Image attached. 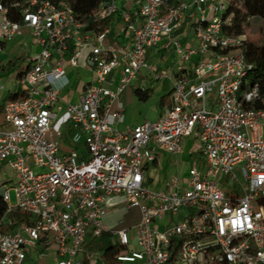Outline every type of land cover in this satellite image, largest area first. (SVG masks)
<instances>
[{
  "label": "built area",
  "instance_id": "built-area-1",
  "mask_svg": "<svg viewBox=\"0 0 264 264\" xmlns=\"http://www.w3.org/2000/svg\"><path fill=\"white\" fill-rule=\"evenodd\" d=\"M228 3L103 0L80 19L67 0H24L11 4L20 7V19L13 20L0 1V52L23 28L38 47L18 79L24 95L6 100L1 111L0 162L15 180L0 198L5 212L17 207L30 218L0 230V264H19L28 249L52 245L54 264H91L94 255L84 243L104 232L119 247L120 264H264V96L247 75L244 33L224 31L232 17ZM114 12L122 20L119 44L107 43L103 25ZM159 42L174 55L166 68L146 56ZM80 59L91 77L78 101H66L60 90ZM140 69L169 81V103L153 120L120 126L119 96ZM62 108L82 150L61 152L60 131L53 137ZM192 135L188 156L198 153L203 164L195 160L182 171L175 158L167 190L146 187L160 153L181 156L183 139ZM113 194L138 209L133 225L103 223ZM131 227L138 249L126 252Z\"/></svg>",
  "mask_w": 264,
  "mask_h": 264
},
{
  "label": "rangeland",
  "instance_id": "rangeland-1",
  "mask_svg": "<svg viewBox=\"0 0 264 264\" xmlns=\"http://www.w3.org/2000/svg\"><path fill=\"white\" fill-rule=\"evenodd\" d=\"M238 3V0H234ZM21 34L14 35L10 40L6 42V49L12 47L10 52V56L18 55L21 52V55L24 56L26 47L30 44V35H27L26 30H22ZM244 35L246 39L252 40H264V18L254 17L250 18L248 21ZM22 43V44H21ZM162 42H159L156 46H161ZM23 49V51L21 50ZM154 48H148L146 50V56L150 63H157L160 66L162 65L163 60H161L155 53ZM21 55L16 58V61L20 62L22 65L25 64L24 59H21ZM79 65L74 68V71H70L69 73V83L64 87V92L67 98L75 99V94L78 92L79 88L87 81L90 80L91 74L82 66V60H79ZM10 83V79L7 80V84ZM137 87H150L151 93L148 98L145 100L139 99L138 96L135 94L134 89ZM214 90L213 92L209 93L207 96V101L210 106H213L214 100ZM165 90L162 88V81L157 82L154 79V76L148 72L146 69H140L138 73V78L131 82L127 86L126 91L122 96H119V100L122 102L123 105V115H124V124L125 125H133L135 123H140L144 119L153 120L160 110V98L164 94ZM66 122V121H64ZM63 125V123H62ZM2 126V124H0ZM123 126V125H120ZM185 138L183 139V146L185 149V155L181 156H173L169 153L164 154L161 157V161L157 169L150 173V180L145 181V186L154 190L160 188L164 178L169 177L172 173L176 171L175 166L171 163L176 158L179 161V167L182 171H185L189 166L196 164L195 160H198L199 165L203 164V160L200 158L198 153L193 155L191 158L188 156L189 153L194 151L192 143H194L193 135L187 138V142L185 143ZM199 158V159H198ZM36 170L37 168L33 166ZM11 170L8 166L3 165L0 166V183L3 180L10 179ZM9 181L5 182L1 186H7ZM9 204H15V196H14V189H9ZM128 236L130 238V243L126 249V252H130L131 250L138 249L137 245V233L136 228L131 227L128 231ZM96 249V247H94ZM94 255L97 256L99 254L96 250L93 251ZM36 263L34 259L27 258L21 264H34ZM122 264H130V263H122Z\"/></svg>",
  "mask_w": 264,
  "mask_h": 264
},
{
  "label": "crops",
  "instance_id": "crops-1",
  "mask_svg": "<svg viewBox=\"0 0 264 264\" xmlns=\"http://www.w3.org/2000/svg\"><path fill=\"white\" fill-rule=\"evenodd\" d=\"M22 30H26L28 33L27 35H30V31L28 30V28H23ZM117 32L113 35V38L117 39L118 44H119L121 42V37H117V35H116ZM191 36L189 38V43L190 42L193 43V39L191 38ZM29 40H30V44L26 47V50H25L26 52H25L24 56H22L21 52H20V54H18L16 56L13 55L11 57L10 52L12 50V47H10L9 49H6V42L7 41H5L2 45L3 48H2V51L0 52V105H2L5 102V97L7 94H9L10 92H16L19 89H21V86L18 83V78H17L18 69H20L23 66L28 67L30 64L29 56L33 52L38 50V47L32 43L31 35H30ZM107 43L114 44L113 42H107ZM151 48H154L156 55L161 60H163L161 67L166 68V66H168L169 63L173 59L174 55L172 53V50L171 49H163V48H160V46H156V45L151 47ZM21 50L23 51V49H21ZM20 55H21V59H24V61H25L24 65H22L20 62L16 61V58H18ZM70 71H74V69L68 68V70H67L68 78H69ZM137 78H138V75L136 76V78L132 82H134ZM8 79H10L9 84H7ZM156 81L160 82V80H156ZM161 81H162V88L165 90V92L170 93L169 81L166 79H161ZM140 88L144 89L143 87H140ZM126 89H127V87L121 92L120 96H122L124 94ZM63 90H64V88H62L60 90V96L62 99L66 100V101H70V102L78 101L79 94L81 92V87L79 88L78 92H76L75 97H74L75 99L67 98V96L65 95V92ZM168 103H169V94L164 99V104L161 106V108L158 111V113L156 114V116L159 114L161 109L165 105H167ZM124 120H125V118H124ZM124 120H123V123L121 125H125ZM64 121H66V122H64ZM62 123H63V125H62ZM0 124H2L1 113H0ZM135 124H137V123H135ZM135 124H133V125H135ZM129 125H131V124H129ZM52 130H53V137L55 136L56 131H60L59 141H60V151L61 152L69 151L72 148L82 150V148H83L82 139L80 138V139H78V141L73 140L74 134L79 132V131L73 125L72 121H70L68 113L66 112V110L64 108L59 109L57 111L55 121L52 124ZM184 142L186 143L187 139H185ZM164 154H166V152H161L157 161L149 166V168H148V174H149L148 180L151 179L150 173L153 170L155 171L157 169V167L159 166L160 161H161L160 159ZM184 155H185V149H184V152L182 153L181 157H183ZM173 162L174 161H172L171 163L175 166V164ZM3 165H6L9 167V165L6 162H4V161L0 162V166H3ZM10 170H11L10 179L3 180L0 183V185H3L7 181H9V184L7 186H11L14 183V180H15L14 171L11 168H10ZM169 177L164 178L160 188H158L157 190H167V186L165 185V182L169 180ZM2 187H5V186H1L0 190ZM9 212L10 211L5 212L0 217V227L3 226L5 228H7L8 230L6 232L12 231L15 228V226L12 223H10L11 220H13L14 218H12L8 215ZM138 218H139L138 209L135 207H127L125 202H124V197L122 195H119V194L111 195L109 197V200H108L105 208L102 211V221L109 228H120V227H125V226H131L138 220ZM89 238L90 237H87V240H86L87 242L89 241ZM90 251H92V250H90ZM93 251H95V250H93ZM93 255H94V252H93ZM27 258L34 259L36 262L34 264H54V262L56 260L55 246L52 245L49 248H44V249L40 248V247L28 249L25 259H27ZM21 263H19V264H21ZM91 264H103L100 257H99V254H97V256L94 255V259L92 260Z\"/></svg>",
  "mask_w": 264,
  "mask_h": 264
},
{
  "label": "trees",
  "instance_id": "trees-1",
  "mask_svg": "<svg viewBox=\"0 0 264 264\" xmlns=\"http://www.w3.org/2000/svg\"><path fill=\"white\" fill-rule=\"evenodd\" d=\"M2 3L9 7L8 15L13 20L20 19V7L12 6L14 2L22 3L24 0H0ZM58 2L60 0H51ZM73 7L74 14L84 19L92 14L97 8L98 4L103 0H67ZM226 13H231L232 17L230 23L224 26V31L227 34H241L244 33L245 27L250 18L259 17L264 18V0H238V3L234 0H229ZM104 26H107V42H113L118 44V40L113 38V35L120 29L122 20L118 12H114L107 17L103 22ZM244 54L246 61L250 63L251 67L247 72L248 78L252 82L258 84L259 92L261 96H264V40H252L246 39L244 46ZM20 65V64H19ZM27 70V66H23L18 69L17 78L19 79ZM135 94L139 99L145 100L151 93V88L147 87L141 89L137 87L134 89ZM169 92H165L160 98V106L164 104V99ZM24 95L22 89L16 92H10L6 95L5 101L9 99H16ZM2 105H0V113L2 111ZM6 203L0 198V217L5 213ZM8 215L17 221H29V214L19 208H13ZM0 230L6 232L8 229L1 226ZM85 248L90 250H97L99 257L103 264H120L116 259V255L120 252L119 247L114 243L109 233L104 232L98 237H90L89 241L84 243ZM96 247V249L94 248ZM90 251V252H92Z\"/></svg>",
  "mask_w": 264,
  "mask_h": 264
}]
</instances>
